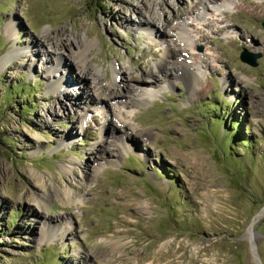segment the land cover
<instances>
[{
  "label": "rangeland",
  "instance_id": "374dc122",
  "mask_svg": "<svg viewBox=\"0 0 264 264\" xmlns=\"http://www.w3.org/2000/svg\"><path fill=\"white\" fill-rule=\"evenodd\" d=\"M217 1L0 0V264H264V0ZM182 53L194 85L147 78ZM65 75L64 100L49 85ZM137 86L155 96L128 108ZM115 111L134 128L119 157ZM55 187L68 199L44 210L19 198Z\"/></svg>",
  "mask_w": 264,
  "mask_h": 264
},
{
  "label": "bare ground",
  "instance_id": "6f19581e",
  "mask_svg": "<svg viewBox=\"0 0 264 264\" xmlns=\"http://www.w3.org/2000/svg\"><path fill=\"white\" fill-rule=\"evenodd\" d=\"M229 4H230L229 0H219L217 2L209 3V6L212 7L215 11H218L219 8H224L225 10H227ZM263 9H264V6H261V2H258L257 4L250 6V10L252 13H258L259 11H263ZM153 13L157 17L161 18V14L156 11L155 7H153ZM137 18H138L137 24H135L136 28L141 29V30H145V31L149 32V34H152L154 32L156 34L155 36H157L159 39H163L166 36V34L168 35L167 31L163 28V25L161 24L162 22L158 23V21H154L150 16H146V17L145 16H143V17L137 16ZM142 20H144V21H142ZM168 27H170V25H168ZM171 27L174 29L173 32H174L175 37L178 39V41L184 43V45H186V46H189V39L187 38L186 31L184 29V25L182 23H175V24H172ZM202 37L204 38V36H202ZM86 47H88V43L86 45H83V46H78V48H79L78 54H80L79 56L84 58V59H85V57L83 55H84V51L87 50ZM48 50H49V48H48ZM165 52H166V55L171 54V50H169V49L165 50ZM13 57H14L13 52H11V53L5 54L4 56H2L0 58V71L7 68V66L11 63V60ZM188 61L189 60L182 53L180 55V59L178 62L179 65L178 66L172 65L170 67L169 62L167 60V56H166L163 59H161L160 61L153 63L154 64L153 68H151L149 70L148 75H146V76H147V78L153 77L155 69L160 70V71L163 70L165 72L174 71L175 75L186 73V76H189V78L191 79V81L193 82V85H194L198 79V75H197L196 71L193 69L192 65L188 64ZM50 63H51V61H50ZM61 63H62L61 60L57 59V62L55 63V65H53V64L49 65L48 73L51 74L53 72H57V68H59L61 66ZM77 68H78L77 70L79 71L77 77L79 79L80 78L87 79L90 76L89 69L86 68L83 61H80V66H77ZM143 73H146V71H144ZM117 75H118L117 69L115 68L114 69L113 82H116L118 80ZM173 78H176V76H173ZM51 79L52 80H50V85H49L51 90L53 91L54 94H58L59 95L58 97H62L65 100L67 98V95L64 92V87L66 86V82H67L66 75L60 76V77L52 76ZM171 83L172 82L169 81L167 86L169 87L171 85ZM126 88H130V86H126ZM133 92H134V96L130 100L129 105H127L128 108H133V107L139 106L141 104H145L155 96V94L153 92H151L150 90H147V89H141L140 86H137V89H134ZM125 106H126V104H125ZM114 117L122 125L123 130H124L123 134L125 137L122 142L119 141V139L113 142L114 145L117 147V157H119L122 154H125V151H124L125 148H124L123 144L128 143V141H129L128 137L130 135L131 136L133 135L134 128L129 124V122H127V118L125 115L120 114L119 112L115 111ZM84 178H85V176H84ZM58 196H61L62 199H68V192L63 191V190L55 187V188H53V190L48 189L47 193L43 194V197H38V198L32 200V198L30 197L28 192L22 190L19 198L26 199L27 202H33L35 204V206H37L39 209L44 210V208L47 207V202L51 201V199L53 197H58ZM49 220H51V218L47 219V221H46L49 224L48 228L54 227V225L50 224L52 221H49ZM53 222L56 223L57 220H55ZM50 229H52V228H50Z\"/></svg>",
  "mask_w": 264,
  "mask_h": 264
},
{
  "label": "water",
  "instance_id": "95a60500",
  "mask_svg": "<svg viewBox=\"0 0 264 264\" xmlns=\"http://www.w3.org/2000/svg\"><path fill=\"white\" fill-rule=\"evenodd\" d=\"M259 58H260L259 55H251V54H247L246 52H242L240 54L241 62L251 67H255L257 65L256 60Z\"/></svg>",
  "mask_w": 264,
  "mask_h": 264
},
{
  "label": "trees",
  "instance_id": "16d2710c",
  "mask_svg": "<svg viewBox=\"0 0 264 264\" xmlns=\"http://www.w3.org/2000/svg\"><path fill=\"white\" fill-rule=\"evenodd\" d=\"M217 108L219 109V108H220V106L216 107L215 109H217Z\"/></svg>",
  "mask_w": 264,
  "mask_h": 264
}]
</instances>
